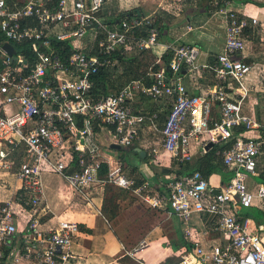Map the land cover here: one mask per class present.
I'll use <instances>...</instances> for the list:
<instances>
[{
  "label": "built area",
  "instance_id": "2783aa9c",
  "mask_svg": "<svg viewBox=\"0 0 264 264\" xmlns=\"http://www.w3.org/2000/svg\"><path fill=\"white\" fill-rule=\"evenodd\" d=\"M212 2L225 25L224 46L213 62H201L195 45L169 43L146 75L149 84L146 78L131 80L119 92L96 100L93 76L116 68L115 52L142 53L160 45L152 16L107 20L106 0H0V172L11 173V158L19 156L13 175L22 183L14 199L0 204V260L70 264L78 224L60 218L53 222L54 217L43 224L51 213L43 174L52 173L75 191L111 185L133 192L151 209L171 210L186 224L185 236L194 244L177 264H264V222L252 229L249 220L242 222L236 215L257 199L264 206V187L255 193L248 183L264 160V125L243 107L251 91L245 78L254 69L243 59L250 30L259 21L220 5V0ZM52 40L70 43L64 57ZM25 42L32 44L34 57L17 48ZM6 43L14 46V56L4 48ZM163 56H169L167 62ZM206 73L214 83L200 86ZM185 77L201 88L199 94L191 92ZM138 96L169 108L163 127L158 126L160 110L138 106ZM103 125L113 127L114 142L123 148L149 138L151 155L158 159L163 149L179 164L189 163L194 149L205 155L210 144L232 142L218 154L234 176L216 188L200 171L176 172L164 177L163 191L150 189L148 183L136 187L126 165L103 153L96 133ZM250 131L258 136H246ZM203 214L215 215L223 242L204 245L194 237L189 222ZM146 247L141 242L126 255Z\"/></svg>",
  "mask_w": 264,
  "mask_h": 264
},
{
  "label": "crops",
  "instance_id": "0c3cea01",
  "mask_svg": "<svg viewBox=\"0 0 264 264\" xmlns=\"http://www.w3.org/2000/svg\"><path fill=\"white\" fill-rule=\"evenodd\" d=\"M212 1L207 3L209 5L207 6L206 4L205 7L202 6L201 0L196 10L186 12L181 9V6L185 7L183 0H179V2H182L181 6L178 5L177 0H106L104 16L107 20L116 21L121 18L123 13L139 9L142 15L152 16L153 22L159 20V24H155L159 30L161 27H165V29L160 30V45L157 48L144 51L145 53L152 51L157 57L156 61L162 56L164 45L175 43L195 45L201 50V62H213L224 46L225 25L222 17L216 14L218 7L213 6ZM227 1L229 2L228 5H226ZM247 1L220 0V5L225 4L224 6L242 13L248 19L256 18L259 21V24L250 30L249 43L243 59L246 63L254 65L253 74L249 76V80L245 81V85L251 89L249 95L254 93L259 95V97L250 98L248 96L243 107L246 114L264 125V100L262 101L264 86L261 87V81H258L262 77L264 79V76L259 71L262 67L257 69L258 65L264 67V63H262L264 60L261 61L258 57L261 52H255L253 47L249 50V44H252L258 38L261 40L264 36V0ZM190 8H192V5ZM170 14L175 17L167 19L166 15ZM219 19L220 22L218 23ZM190 25L193 27V31L188 32ZM140 32L142 31L137 29L136 35H140ZM88 40V38H85L83 42L89 44ZM87 48L88 50L90 49V47ZM122 51V54L126 57L119 59V64L122 67H130V63H132L133 66L136 57H127V54L137 51V49ZM166 57L169 56L162 57L163 62H167ZM158 67L156 65V68ZM148 68L144 72L140 71L137 76L130 77L124 84L131 80L142 78H146L149 84L151 79L148 76L146 77L150 70ZM184 82L191 88V92L199 94V91H201V88L196 89L192 86L186 77ZM200 82V86L213 85L214 77L206 73ZM136 103L140 107L160 110L158 126L160 128L163 127L165 116L169 111L167 106L162 104L164 107H161L151 103L144 96H138ZM214 111L216 116L219 117L218 106L214 108ZM238 131L242 132L241 130ZM96 133L102 150L105 146L100 142L99 137L106 139L105 136H111L112 143L108 151H103V153L106 156H112V160L119 159L126 165V172L130 177L134 178L137 183H148L150 189L154 191H163L162 183L166 175L176 172L178 174L189 173L191 172L188 171L190 167L194 168L196 166V164L193 165L195 161L205 156L196 153V149H194L192 160L189 162L191 165H184L185 167L183 166L182 169L171 153L164 152L159 155L157 160L152 161L148 150L149 138L137 141L130 149H125L121 146V149L118 150L112 147V145L116 144L113 139V127L98 126ZM246 136L257 137L258 132L250 131ZM139 150L146 154L144 156L141 155ZM220 157L222 166L225 169V176L213 173L209 177H205L210 185L216 188L223 187L234 176V171L225 166L222 156ZM11 160L15 162L11 170L12 175L4 170L0 172V204L14 199L22 187L21 181L13 175L18 169V161L21 159L17 156V158L13 157ZM179 170L180 172H178ZM256 177L260 178L261 181L257 182ZM43 182L45 185V204L51 210L52 217H54L52 221L55 222L56 219L60 218L75 222L79 226L78 236L75 238L71 248L73 257L70 264H177V261L174 262L175 257L177 256L179 259L181 253L189 249L190 246L194 247V244L187 240L185 236L186 224L179 216L171 213L168 208L156 211V209L147 207L151 210L149 211L139 200L132 205L139 208L136 212L134 210L128 214V211L125 213L121 211L115 218L110 219L112 218V210L103 208L104 201L98 195L88 199L85 195L79 194L75 190H72V194L64 195L63 187L67 188L70 186L60 176L52 173H44ZM260 186L264 187V160L258 167L257 175H254L251 180L250 189L257 193ZM99 189L102 188L93 189V191H98ZM133 196L138 197L136 194H133ZM124 200L119 202V205L126 206L122 203ZM259 204L260 201L257 199L254 206L240 208L236 212L242 222L246 223L249 220V225L252 229L258 228L264 222V209H260ZM256 211H258V214ZM45 222H47V218H45V221L43 219L44 225ZM216 222L215 215H194L189 222V226L193 229L194 237L198 241L204 245H209L210 243L224 241L221 231L216 227ZM141 242L147 243V247L137 251L133 256L126 255L127 251L139 247ZM15 263L12 260H0V264Z\"/></svg>",
  "mask_w": 264,
  "mask_h": 264
},
{
  "label": "rangeland",
  "instance_id": "374dc122",
  "mask_svg": "<svg viewBox=\"0 0 264 264\" xmlns=\"http://www.w3.org/2000/svg\"><path fill=\"white\" fill-rule=\"evenodd\" d=\"M183 1H184L185 7L184 6H181V3L182 2H179V0H177V3H178V5L181 6V9L183 11H186V12H188L189 10L191 12L194 11V10H196L197 6H199L200 3H201V0H183ZM197 1H199V2H197ZM210 2H211V0H202V6H205L206 7V4L207 3H210ZM252 3L254 4L253 1H252ZM191 5H192V8H190ZM208 5L209 4H207V6ZM256 5L258 6L257 3H256ZM166 17H167V19H169V18L172 19L175 16L173 17L170 14V15H166ZM163 20H164V18H163ZM163 20H161V21H163ZM219 22H220V19H219L218 23ZM262 43H264V36L262 37L261 40H260V38H258V40L256 39L255 42H253L252 44H249V50H251L252 47H253V49H254L255 52H259V53L261 52L258 55V57H259V59L261 61L264 60V45H262ZM137 51H133V52H130V54H127V57H136L133 66H132V63H130V67L135 72L133 71L130 74V72H129L130 69L128 71L129 73L128 72H125V68L122 67L120 64H118L116 66V68H114L115 69V72L117 73V75H121L123 73H128L123 78H120L121 79L120 80V83L127 82V80H129L130 77L137 76V74L140 73V71L144 72L148 67L150 68L151 64L153 65V63L157 59V57L155 56V54H153L152 51L150 53H145V52H142L141 53L140 50H137ZM262 63H264V62L262 61ZM124 64H126V62H124ZM259 67H262L259 71L264 76V67L262 65H258L257 66V69H259ZM252 74L253 73L250 72L246 76L245 81L246 80H249L248 78H250L249 76H251ZM117 75H115V76H117ZM258 81H261L260 86L263 87L264 86V79H263V77L260 80H258ZM257 96L259 97V95L254 94V93L253 94L251 93L249 95L250 98L251 97L252 98H256ZM263 100H264V97L262 98V101ZM105 138L106 139H102V138L99 137V140L103 144V146H105L104 149H103V151L104 152H107L108 149H109V147H110V145H111V143H112V139H111V136L110 135L109 136H105ZM160 150H161V155H162L164 153L163 152V149H160ZM118 153H120V152H118ZM151 160L152 161L157 160V158L155 157V155L153 153L151 155ZM252 179H253V176H250L249 177V180H248L249 185H250ZM256 180H257V182L261 181V179L258 178V177H256ZM140 185H141L140 183H137V186L136 187H139ZM97 188H102V189H99L98 191L97 190L96 191L95 190L93 191V189H97ZM72 190L73 189H71V187H67V188L66 187H63L64 195H66V194H72ZM78 192H79V194L82 193V195H85L88 199L91 198V197H93V196H95V195H98L99 197H101V199H103V201H104L103 208L106 209V210L107 209L112 210V214H111V217L112 218H110V219L115 218V216L118 213H120L121 211L123 213H125L126 211H128V214H130L134 210L136 212V210L139 209V208L133 207L132 205L134 204V202L139 201V200L141 201L142 205L144 207H146V209L149 210V208H147V206L145 204H143L142 200L140 198H138L139 197L138 195H137L138 197H135V196H133L134 193L131 192V191H128V190L126 191V190H123V189H118V188L113 187V186H110V185H105V186L98 185V186H96V187H94L92 189H82L81 191H78ZM122 200H124V202H122V203H124V205H126V206L119 205L120 204L119 202H121ZM263 207H260V209H264ZM149 211H151V210H149ZM156 211H158V210H156ZM256 213L258 214V211H256ZM49 217H52V213H50V215L47 216L46 218L48 219ZM44 221H45V219H44ZM175 258L176 259H174V262L177 261V263H178L180 259H178L177 256Z\"/></svg>",
  "mask_w": 264,
  "mask_h": 264
},
{
  "label": "trees",
  "instance_id": "16d2710c",
  "mask_svg": "<svg viewBox=\"0 0 264 264\" xmlns=\"http://www.w3.org/2000/svg\"><path fill=\"white\" fill-rule=\"evenodd\" d=\"M246 2H248V1L246 0ZM138 13L140 15L142 12L139 9H135L134 11L123 13L121 18L118 20H121L124 18H130L132 15L138 14ZM154 24H159V20L154 21ZM161 29H165V27H161L160 30ZM52 47L55 50H57V52L60 56L64 57L65 56L64 50L68 51L67 48L70 47V43L69 42L58 43L57 41L52 40ZM17 48L18 49L23 48L25 51V54L28 57H34L30 51V49L32 48L31 43L25 42L23 44L17 45ZM122 53H123V51L120 50L118 52H115L112 57H115L118 60L124 59V57H126V56L123 55ZM166 60L168 61V57H166ZM124 68H125V72H128L130 69V71H129L130 74L134 71L129 66H126ZM128 73H123L121 75H117V73L115 72V69L111 70V71H107L104 69L101 70L98 74L93 76V79H92L94 82V89H93L94 98L96 100H99L102 97L107 96L111 93L119 92L120 89L122 88V86L124 85V83H120V80H121L120 78H123ZM115 75H117V76H115ZM232 144H233L232 142H229V143H223V144H220L218 146L211 147L209 149V151L207 152V154H205V156H203L202 158L195 161V163L193 165L196 164V166L194 168L190 167V169L188 171H191V172L195 171V170L200 171L204 177H209L213 173H219V174L225 176V169L222 166L221 157L218 155V153H221L223 150L228 149L229 147L232 146ZM180 165H181V168L183 169L184 165L190 166L191 163L180 164ZM103 172H105V169ZM178 172H180V170ZM20 241L21 240L18 241V243H17L18 245H20L19 244Z\"/></svg>",
  "mask_w": 264,
  "mask_h": 264
},
{
  "label": "water",
  "instance_id": "95a60500",
  "mask_svg": "<svg viewBox=\"0 0 264 264\" xmlns=\"http://www.w3.org/2000/svg\"><path fill=\"white\" fill-rule=\"evenodd\" d=\"M4 48H5V49L9 52V54L12 55V56H14V54L16 53L14 46L11 45L10 43H6V44L4 45ZM112 147L115 148V149H118V150L121 149V146H120V145H117V144L112 145ZM210 147H212L211 144L209 145V148H210ZM139 151H140V150H139ZM140 153H141V155H143V156L146 154V153L143 152V151H140ZM218 192H219V190H216V191H215V193H218Z\"/></svg>",
  "mask_w": 264,
  "mask_h": 264
}]
</instances>
